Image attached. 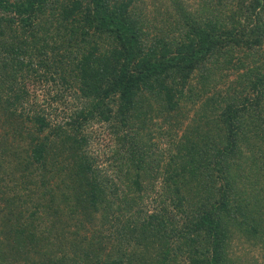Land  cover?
I'll list each match as a JSON object with an SVG mask.
<instances>
[{
    "label": "trees",
    "instance_id": "16d2710c",
    "mask_svg": "<svg viewBox=\"0 0 264 264\" xmlns=\"http://www.w3.org/2000/svg\"><path fill=\"white\" fill-rule=\"evenodd\" d=\"M236 240L264 262V0H0V264H237Z\"/></svg>",
    "mask_w": 264,
    "mask_h": 264
},
{
    "label": "rangeland",
    "instance_id": "374dc122",
    "mask_svg": "<svg viewBox=\"0 0 264 264\" xmlns=\"http://www.w3.org/2000/svg\"><path fill=\"white\" fill-rule=\"evenodd\" d=\"M50 87L51 86H44V88H42L41 86L33 87V85L30 83L26 84L27 91L29 92L30 95L35 96L36 103L41 102L42 104H44L46 101L48 103H51V106H50L51 111L50 110H46V111H48L51 114L50 119H54L53 121L55 123H58L59 121L66 119V117L69 115V111H68V108L63 103L51 102L50 97L45 95L47 94L45 92V89H48ZM53 110L55 111L53 112ZM150 115H151V112H150ZM191 120H192L191 115H188L187 118H183L181 120L180 125L178 127L168 129L165 123L161 124V126L164 129V131H168L169 133L172 134L171 139L173 140V142L175 143L177 142L178 144V143H182L181 141L182 135L185 133V131L190 126H192ZM158 123H159L158 118L152 119L150 125H147L146 129L143 130L140 134H144L148 132L150 129L154 127L153 125L158 124ZM84 133L90 136V139L87 145L88 151L90 152V154L100 155V163H101V159H102L101 155L104 153L106 154L107 151L111 148V141L107 134V131L104 130L103 125L93 123V126L87 127L84 129ZM148 136L150 139L149 138L144 139L145 141H148L156 145L160 149H162L163 155L160 154L161 155L160 161L162 160L160 164V167H161V165L167 162L166 154H169L167 148H170L172 146L167 144L166 139L164 137L158 136L155 132H151ZM105 154L104 156H106ZM156 181L154 182V184L156 183ZM157 185L158 184H156L155 187H157ZM148 195H149V198L147 199L145 197L144 202H143V209L146 208L145 210H147L150 207L151 202L153 201L155 197V194H153V192L148 193ZM92 229L98 230V228H96L95 226H92V225L90 227L87 226L88 232H86V236H90V234H92V231H91ZM81 233L83 234L84 231H81ZM262 253H263V250L258 244L255 245L254 241L251 240V243H247L245 241L238 242V240H236L228 248V259L237 264H264V262L261 261Z\"/></svg>",
    "mask_w": 264,
    "mask_h": 264
}]
</instances>
